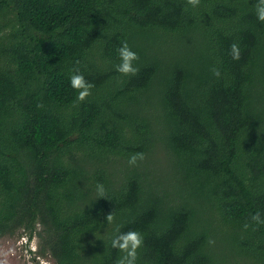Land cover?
Masks as SVG:
<instances>
[{
	"label": "trees",
	"instance_id": "trees-1",
	"mask_svg": "<svg viewBox=\"0 0 264 264\" xmlns=\"http://www.w3.org/2000/svg\"><path fill=\"white\" fill-rule=\"evenodd\" d=\"M256 2L0 0V239L37 235L55 264H115L120 226L144 238L136 264H264ZM124 41L137 75L115 70ZM77 68L94 85L79 103Z\"/></svg>",
	"mask_w": 264,
	"mask_h": 264
},
{
	"label": "clouds",
	"instance_id": "clouds-1",
	"mask_svg": "<svg viewBox=\"0 0 264 264\" xmlns=\"http://www.w3.org/2000/svg\"><path fill=\"white\" fill-rule=\"evenodd\" d=\"M200 0H187V4L192 7H197ZM255 14L257 20L264 22V0H257L254 5ZM118 55L120 63L115 65V70L124 76H134L139 72V68L134 66V62L139 60V56L134 52L127 41H124L122 45L118 48ZM230 55L233 60H239L241 56L240 47L237 43H233L230 46ZM77 63H79L77 61ZM212 74L219 78L221 72L218 68L213 67L210 69ZM71 87L78 92L76 97L77 102H83L87 97L91 95V89L94 87L92 83L87 81L79 69L73 70L70 76ZM145 159V154L143 152H137L130 155L128 159V164L130 166L137 165L138 161H143ZM97 192L100 197L104 196L105 189L103 184H97ZM115 217L111 212L106 217L105 220L108 224H112ZM251 220L255 222L256 225H264V219L261 218V213L257 211L251 215ZM249 227L248 223L244 224L245 230ZM111 247L117 249L121 255L115 261V264H136L138 258V250L143 246L144 238L142 234L136 230H128L126 232L120 231V226L115 229V234L111 238ZM210 244H213V240H209Z\"/></svg>",
	"mask_w": 264,
	"mask_h": 264
},
{
	"label": "rangeland",
	"instance_id": "rangeland-1",
	"mask_svg": "<svg viewBox=\"0 0 264 264\" xmlns=\"http://www.w3.org/2000/svg\"><path fill=\"white\" fill-rule=\"evenodd\" d=\"M40 239L23 231L0 239V264H55L49 254L38 255Z\"/></svg>",
	"mask_w": 264,
	"mask_h": 264
}]
</instances>
